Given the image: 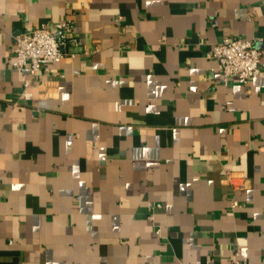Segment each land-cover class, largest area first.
<instances>
[{"label":"crops","instance_id":"1","mask_svg":"<svg viewBox=\"0 0 264 264\" xmlns=\"http://www.w3.org/2000/svg\"><path fill=\"white\" fill-rule=\"evenodd\" d=\"M227 36L264 50V0H0V264H264V68L226 81Z\"/></svg>","mask_w":264,"mask_h":264},{"label":"built area","instance_id":"2","mask_svg":"<svg viewBox=\"0 0 264 264\" xmlns=\"http://www.w3.org/2000/svg\"><path fill=\"white\" fill-rule=\"evenodd\" d=\"M217 25V22H214ZM77 43L74 36V25L69 19L61 20L54 25L42 24L31 31H22L16 35L14 46L10 55V62L16 68H27L31 75H35L49 64L61 61L69 52V46ZM264 50L256 45L252 39L227 36L217 43L208 53L221 64L224 79L236 78L241 84H247L257 77L264 68L262 55ZM30 79L25 81V86ZM26 91L23 92L25 95ZM228 110H236L232 101L225 103ZM238 202L233 201V207ZM151 221L154 215L149 216ZM157 228L156 233L160 234ZM233 263L237 262L236 255L231 257Z\"/></svg>","mask_w":264,"mask_h":264}]
</instances>
